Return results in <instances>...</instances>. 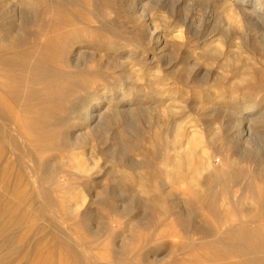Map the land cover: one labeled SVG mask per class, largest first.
I'll use <instances>...</instances> for the list:
<instances>
[{"label":"rangeland","instance_id":"obj_1","mask_svg":"<svg viewBox=\"0 0 264 264\" xmlns=\"http://www.w3.org/2000/svg\"><path fill=\"white\" fill-rule=\"evenodd\" d=\"M36 1L41 18L30 16L25 26L38 41L58 35L66 42L63 39L69 35L70 43L81 42L85 51L94 47L102 53L107 47L113 55L116 51L108 44L121 45L128 52L144 39L148 41V31L158 24L159 34L169 38V43L163 50L165 56L157 59L161 76L153 79L147 70V79L137 83L148 96L144 106L148 110L136 113L134 121H112L109 128L93 134L84 148L65 146L63 134L39 142L43 134L39 132L33 137L38 145L24 141L18 135L23 128L21 110L9 99L12 116L6 122L0 119V264H257L246 252L253 242L250 235L240 244H224L218 252L209 234L218 228L222 235L239 219L251 218L242 211L251 205L246 189L254 182L229 180L228 174L231 164L242 158L247 159L239 163L236 173L257 165L255 157L264 162V64L251 59L250 53L242 54L236 44L252 43L264 63V20L248 23L239 33L229 27L226 15L211 0H61L70 3L67 10L79 13L76 24L63 25L53 15L52 0ZM0 7V28L7 27L9 7ZM150 16L154 21L143 25V19ZM133 36L142 42H134ZM139 50L138 58L158 52ZM95 60L77 69L66 67L74 72V79L70 76L62 84L77 83L75 102L80 97L92 98L96 92L112 94L118 82L126 81L123 68L99 57ZM52 67L50 73H54ZM242 71L250 76L240 78ZM173 101L177 105L174 119L181 129L174 134L173 123L167 124L176 136V148L165 146L162 157L155 160L163 149L148 141L155 134L154 123L164 120L155 107H171ZM242 105L256 107L252 129L247 128L251 143L240 139L247 138L241 130L243 120L238 121L244 115ZM175 153L190 170L178 182L161 171L169 168ZM138 161L151 162L153 178L167 181L171 188L141 190V173L124 167ZM78 162L89 169L79 170ZM216 173L226 180L224 187L205 186L202 181ZM213 198L217 212L211 206ZM231 209L241 214L231 217ZM255 231L264 235V220ZM234 237L240 234L235 232ZM241 246L246 253L240 251ZM256 246L255 255L263 258L264 245Z\"/></svg>","mask_w":264,"mask_h":264},{"label":"bare ground","instance_id":"obj_2","mask_svg":"<svg viewBox=\"0 0 264 264\" xmlns=\"http://www.w3.org/2000/svg\"><path fill=\"white\" fill-rule=\"evenodd\" d=\"M15 1L16 0H0V5L3 8L9 7L6 13L8 18L10 19V24L7 27L0 28V91L2 95L0 97V119L2 120V122H6L12 116L8 106V101L9 99H11V101H13V103L21 110V117H19V121L23 128H20V132L18 133L21 139L38 145V139L33 137L39 134V132H43L39 142H43L48 137H59V135L63 134L62 137L64 140L62 142L65 144V146L79 145L80 148H84L93 139V134L100 130L109 128L112 121L117 120L119 123H121L123 120L134 121L135 114L140 112L144 108V106H146V99L148 97L146 96V94H143L142 91H140L141 89L139 86H137V83L147 79L145 77V75L147 74V70L152 71L147 75H151V77L153 76V79H158L161 76V65L159 64L160 62H157V59H162V56H165L163 50L168 46L169 38L167 37L168 39H166L159 34V26H157L158 24L153 25V30L148 31L150 41L144 39L143 44L139 43L140 45L138 46H132L128 52H124L126 51L125 47L113 43L108 44L109 47L113 48L116 51L115 53H113V55L111 54L110 49L107 47L106 49H103L102 53L101 51L98 52V50L94 47H90L91 49L88 52L87 50L85 51V45H81V42L70 43L69 35L63 39V41L66 42H62L61 40H59L58 35H50L47 38H39L45 41H38L36 36L33 35V33H30L28 27L25 25L28 24L27 22H29L30 16L35 20L37 18H41V12H39V3L36 0H17V3H15ZM155 1L156 0L152 2ZM211 1H214L219 7L218 10L220 9L226 15L225 17L227 18L229 27H233L239 33L244 31L245 25H247L248 23L256 25L260 23L261 20H264V0ZM51 4V9L53 11V15L55 16V19H57L58 22H62L63 25H69L73 23L76 24L79 20V13L74 11L70 12L69 10H67V5L70 3L67 4V2H63L61 0H52ZM136 13L137 12H135V14ZM153 21L154 19L152 16H150L149 19L144 18L143 25H150V23ZM261 23L264 22L261 21ZM182 30L181 33H183ZM178 31L180 30L178 29ZM128 34L130 33L128 32ZM178 36L180 35L178 34ZM133 38L135 39H133L134 42H142V40L134 36ZM30 41L31 44L29 43L28 45L27 42ZM246 42L244 41V43H237L236 47L238 48V50L242 54L250 53V55L252 56L251 59H255L260 64H264L262 55L257 51V49L253 48L254 46H252V43ZM101 45L104 44H100V46ZM129 45L126 44V46ZM144 45H146L148 48H145ZM86 47L89 48V46ZM138 50L143 52L145 50L158 51L155 54L162 53V55L157 57L153 53L151 57L141 56L140 58H138ZM117 55H119L121 58H118L119 56ZM96 57H99L101 61H107L109 65L114 64L117 67L123 68V71L121 72L124 76L122 77H124L126 81H117L118 83L115 85V92H113L112 94L96 92L95 96L92 98L85 100L81 99L80 97V101L75 102L76 99L74 97V94H76V92L78 91V89L76 88L77 83L64 82L65 84H62V82L66 81L70 76L71 79H74L72 78L74 72L71 73L70 71L66 70V67H73L77 69L78 65L82 64L83 62L85 65H87L86 63H93L92 61L95 60ZM142 59L145 61H143ZM49 64L51 66H54L52 67L54 69V73H50ZM62 64L66 66L64 67L62 66ZM150 65H152V67H150ZM132 70H134V73L132 72ZM238 76L243 79L247 76H250V73L248 71H242L241 73L238 72ZM155 108V111H158L162 114L164 120L156 121L154 123L153 129L155 131L153 133L155 134L151 137V140L150 137L149 141L147 138V141L151 142L152 147L153 145H155V147L161 145L163 149L162 153L156 154L154 156V159L157 160L162 157L161 155L164 154L165 146L172 149L176 148V146L174 145H176L177 142L174 139L176 137L174 134L178 133L179 129H181V126L177 123L176 119H174L176 118L174 115L177 109V105L175 102L171 107L162 106L160 108ZM240 108V110L244 111V115L239 119L237 118L238 121L241 119L243 120V123L241 121V124H243L242 129L240 127L239 128L242 130V133L247 134L245 135L247 136V138H239L241 140L249 139L251 135L247 128L251 127L252 129V124L254 122L253 115L256 114V112L254 113V111H256V107H254L253 105H242ZM144 110H146V108H144ZM139 114L141 113H138V116ZM257 117L260 118L261 114H258ZM170 122L173 123L174 134H172L170 132L171 129L169 130L168 128V124ZM66 126L67 129L65 130ZM61 128H63V133L60 131ZM172 136L173 138L170 140ZM250 140L251 139L244 141L249 143ZM190 147H192V145ZM151 149L153 150L155 148ZM161 150H159V153ZM238 157L242 158L241 154H239ZM258 157L257 159L256 157L254 159V162H258L257 165L249 166L247 170L241 173H236V170L239 167V163L245 161L247 158H242L241 161L233 162V164H231L230 166L231 169H229L230 176L228 174V178H230L229 180L237 181V179L244 178V180H247L248 182H254L253 186L246 189L247 194H249L248 197L252 200L250 202L251 205L248 209L242 211V213L247 214L248 217L250 216L251 218L248 220L242 219V221H240L239 219L238 224H231L227 229L225 227L226 230L222 235L218 228H213L210 230L209 238L211 240L213 249L219 252L221 251V247L224 244L230 245L231 242H238V244H240L248 235H250L249 237L251 241H253L251 249L248 248L246 250L245 246H241L240 251L243 254L246 252L247 255L252 254L250 255L252 256L250 260L257 261V264H264V257L259 258L255 255L254 252V250H256L257 244L260 245V243H262L264 245V235L255 231L261 221L264 220V162L262 160L260 161V159L258 160ZM184 159L186 160L185 164L189 165L190 157L186 155L184 156ZM150 163L151 162L148 161H138L135 164L131 162L130 165L124 167L136 170L138 173H141L140 178H142V181L138 184V187L141 190L147 192L153 189H158L160 191L166 192L167 189L171 188L169 187L170 184L167 181H158L153 178V174H151V172L149 171L152 168L153 164ZM78 164L79 165L77 167L81 171H87V169H89L84 165L81 166L79 162ZM45 170L46 171H41H44V174L50 173L49 169ZM206 170L208 169L206 168ZM161 171H165L170 179L177 182L178 180L180 181L183 177H186L190 172L189 168H184V161L182 160L179 153H175L174 156L171 157L169 161V168H164ZM147 177H150V179ZM143 179L146 181H144ZM202 182L205 186H215L216 184L217 188L223 184V186L221 187L223 188L226 180L224 181V178L221 179L218 174H209V176L206 177V179H204V181ZM195 188L198 189L197 187ZM222 191H226V189ZM216 202V198H213L211 200V206L215 212H217V205H215ZM160 205L163 208L165 206L163 202L160 203ZM164 209L167 210L166 208ZM238 214H241V212L239 213L238 210L236 211L231 209L228 215L232 217ZM235 232H238L240 234V237H237V239H234Z\"/></svg>","mask_w":264,"mask_h":264}]
</instances>
